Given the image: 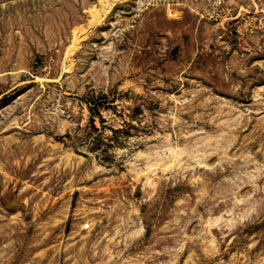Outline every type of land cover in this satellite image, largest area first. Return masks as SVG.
Here are the masks:
<instances>
[{
	"label": "rangeland",
	"instance_id": "rangeland-1",
	"mask_svg": "<svg viewBox=\"0 0 264 264\" xmlns=\"http://www.w3.org/2000/svg\"><path fill=\"white\" fill-rule=\"evenodd\" d=\"M0 264H264V0H0Z\"/></svg>",
	"mask_w": 264,
	"mask_h": 264
}]
</instances>
